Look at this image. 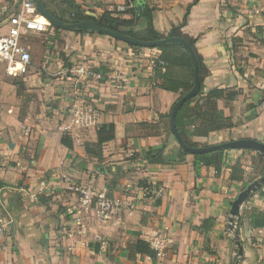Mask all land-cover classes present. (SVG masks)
Listing matches in <instances>:
<instances>
[{"label": "crops", "instance_id": "obj_1", "mask_svg": "<svg viewBox=\"0 0 264 264\" xmlns=\"http://www.w3.org/2000/svg\"><path fill=\"white\" fill-rule=\"evenodd\" d=\"M11 1L0 0V25L18 6V0ZM76 1L95 16L119 4L129 8L127 0ZM144 1L155 8L154 28L166 36L192 0ZM227 6L246 11L231 27L220 18V9ZM113 15L131 17L130 11ZM263 17L264 0H198L192 7L183 32L198 36L195 48L206 68L204 93L212 88L239 93L231 108H223L232 116L231 128L206 137L187 135L189 141L200 146L239 138L264 141ZM67 31L73 40L71 60L87 61L65 67L50 61L35 44L33 56L40 59V70L31 68L20 77L27 93L39 88L38 100L29 98L24 114L14 106L19 99L13 77L1 73L0 63V180L8 184L0 189V220L6 222L0 233V264H232L236 247L228 211L247 183L230 179L228 165L257 152L224 151L226 166L219 174L213 166L196 169L193 156L184 154L168 131V115L180 94L157 86L152 57L159 52L129 47L89 30ZM78 101L94 109L97 122L72 127L67 135L61 129ZM185 120L190 128L199 122L196 116ZM144 121L155 125L156 132L136 127ZM108 123L114 124V138L97 148V128ZM63 136L71 149L61 143ZM158 153L165 162L149 163ZM72 183L91 184L118 199L129 196L132 202L100 219L80 209ZM144 183L150 192L142 198ZM259 189L240 206L236 226L239 222L243 255L238 264H264V227L252 225L254 211L264 216V186ZM81 212L77 221L75 215ZM208 218L214 224L206 230L201 224ZM155 234L166 238L155 257L129 255L128 244Z\"/></svg>", "mask_w": 264, "mask_h": 264}, {"label": "trees", "instance_id": "obj_2", "mask_svg": "<svg viewBox=\"0 0 264 264\" xmlns=\"http://www.w3.org/2000/svg\"><path fill=\"white\" fill-rule=\"evenodd\" d=\"M50 3L56 2V0H48ZM134 0H127L129 8L126 9V12L130 11L131 17L120 18L113 15L112 11L104 10L100 15L95 16L88 13L86 10L82 9L76 0H61L60 4L55 7L54 10H49L46 6L45 0H40L45 9L56 19L65 23H74L82 20H91L96 22L99 26L110 31H116L130 37L142 40V41H151L158 40L164 37H181L184 38L192 46L196 57L199 61V77H200V88L197 94L190 99H188L181 108L176 113V127L183 138L184 142L191 146H199L196 142H191L187 138L189 136H203L206 137L210 132L218 131L221 129H229L233 126L232 116L225 115L223 108H231V103L236 99L239 91L234 88H212L204 93L203 87V76L206 73V68L203 64L202 57L198 54L195 48V42L198 39L197 37L189 36L187 33L183 32V28L186 26L189 20L190 12L192 7L198 2V0H192L185 8V11L182 16V20L173 24L169 29L166 36L162 35L158 30L154 28L153 25V12L154 7L145 5L138 19H135V12L133 8ZM132 4V5H131ZM222 8V7H221ZM220 9V18L227 20V23L231 26H234L238 17L244 15L246 11L241 9H231L229 6ZM39 12V10H37ZM224 11V12H223ZM66 13V14H65ZM62 14H65L62 16ZM143 19L144 24L141 28L134 29L137 21ZM231 19V20H230ZM264 19V17H263ZM247 20H245L246 22ZM264 21V20H263ZM52 28L55 32H59L62 28L57 27L53 24ZM264 26V22H263ZM74 32H85L80 29H73ZM92 34L102 35L104 33H99L96 31H88ZM116 40H119L115 38ZM233 39L231 37L229 41L225 42L224 46L228 47V43L234 46ZM122 41V40H119ZM124 42L129 47H134L137 49H147L151 52L158 51V55L152 57L154 64L156 65V74H157V86L168 91L176 92L183 95L187 92L193 84V62L186 51V49L179 43H165L159 46L154 47H144L137 46L131 43ZM222 102L221 105L219 102ZM194 103L191 105V103ZM196 116L199 120L198 123H195L192 128L189 127L190 123L188 120H185V117ZM169 118V115H168ZM137 127L140 129H146L149 134H153L155 125H152L148 122H140L137 124ZM168 131L171 132L170 126L168 123ZM145 132V134H147ZM114 138V124H100L97 128V142L95 147L99 148L102 143L107 142ZM61 143L68 147L72 148V145L66 140L65 136L61 138ZM177 143V142H176ZM178 144V143H177ZM180 150L185 153L181 147L178 145ZM163 146H160L157 149H154L156 152L161 151ZM87 149V147H86ZM231 150H240L253 152L252 149H231ZM226 150V151H231ZM223 152L222 150L211 151L202 154L192 155L194 158V167L197 169L199 166H213L216 170V173H220L222 166H226L223 161ZM259 155V153H257ZM146 156L149 158L151 156L150 149L146 152ZM254 156V155H253ZM260 156V155H259ZM246 157L241 161L244 162V165L241 161H236L234 164L228 165L230 168V179L243 181L244 180V168L246 166ZM257 176L252 179H246L245 182L249 184L254 181ZM145 185V183H144ZM264 186V185H263ZM147 187V185H145ZM260 190V189H259ZM240 217H238L239 219ZM253 223L252 225L257 227H264V216L260 211H254L252 214ZM214 224L213 218H208L202 221L201 226L206 230L209 229ZM236 229L239 232V222L236 226ZM240 243H242L240 241ZM129 255L133 254L134 256L147 255L149 257H155L156 251L153 250L147 241L138 239L133 243L128 244Z\"/></svg>", "mask_w": 264, "mask_h": 264}, {"label": "built area", "instance_id": "obj_3", "mask_svg": "<svg viewBox=\"0 0 264 264\" xmlns=\"http://www.w3.org/2000/svg\"><path fill=\"white\" fill-rule=\"evenodd\" d=\"M90 1L81 0L82 3ZM127 8V6L119 4L113 7L111 11L116 15L126 12ZM37 10L32 0H20L18 6L7 13L0 25V63L4 65L8 75L20 77L28 74L34 65L33 42L38 40L41 35L46 39L50 31L53 30L51 23ZM77 71L89 75L84 68H78ZM68 114L71 116L70 121L61 129L67 135L72 127L88 128V126L97 122L94 109L83 101L74 102L69 108ZM70 188L77 193V202L80 209H83L84 212H90V214L100 219L118 214L124 206H130L132 202V198L129 196L125 199H118L110 196L106 190L94 187L91 184L72 183ZM38 191H43V187H39ZM149 192L150 190L147 187H143L141 191L142 198L146 197ZM75 216L77 221H81L83 213L81 212ZM5 226L6 222L3 223L0 220V233ZM147 242L153 250L158 251L164 246L166 238L155 234ZM236 261H238V258Z\"/></svg>", "mask_w": 264, "mask_h": 264}, {"label": "water", "instance_id": "obj_4", "mask_svg": "<svg viewBox=\"0 0 264 264\" xmlns=\"http://www.w3.org/2000/svg\"><path fill=\"white\" fill-rule=\"evenodd\" d=\"M39 10L40 14L51 24L60 27L62 29H80L83 31H96L99 33H104L106 35H109L113 38H117L119 40L125 41L127 43H131L133 45L137 46H144V47H154L159 46L165 43H179L182 45L186 51L189 53L192 62H193V84L191 88L185 92L183 95L179 96L177 100L173 103L170 113H169V125L170 130L175 138L178 145L181 147V149L190 155L194 154H202L207 153L211 151H226L231 149H252L259 153V155L264 159V141H260L253 138H239V139H232L228 141H223L220 143L215 144H209V145H203V146H191L184 142L183 138L179 134L177 127H176V113L181 108V106L191 97L195 96L200 88V77H199V61L196 57V54L192 48V46L186 41L184 38L181 37H164L162 39L158 40H151V41H142L133 37H130L128 35L116 32V31H110L107 29L102 28L99 26L96 22L91 20H82L74 23H65L62 21H59L58 19L54 18L43 6V4L40 2V0H32ZM145 7V1L144 0H134L133 1V8L135 12V19H138L140 16L143 8ZM45 78H51V75L47 73H43ZM149 163H164L165 161L162 158L161 153H158L157 155L153 156L148 160ZM79 168H82L81 165H79ZM264 185V171L263 173L254 181L247 184L241 191L236 195L234 200L231 202L230 209L228 211V228L233 233V241L236 247V257L238 258V261L232 264H238L240 258L243 255V247L240 243V237L239 232L236 229V220L239 216V210L240 206L244 203V201L249 197V195L253 192H255L257 189L261 188ZM8 186V184L2 180H0V189Z\"/></svg>", "mask_w": 264, "mask_h": 264}, {"label": "rangeland", "instance_id": "obj_5", "mask_svg": "<svg viewBox=\"0 0 264 264\" xmlns=\"http://www.w3.org/2000/svg\"><path fill=\"white\" fill-rule=\"evenodd\" d=\"M11 2L9 3V5L11 4ZM45 2H46V6L49 10H54L55 7L60 4L61 0H56V2H54V3H50L48 0H45ZM84 3H86V2H84ZM17 4H19V1L17 2ZM65 14H62V16H64V18H65ZM1 17H2V12H0V20H1ZM143 24H144L143 19L138 20L134 29L141 28L143 26ZM69 35L70 34L67 31V29L66 30L61 29V30H59V32H55V30L53 29V33L47 39H43L44 36L41 35V37L38 40L33 42V45L36 44L37 47H40L42 52L45 51V53L48 54V57H50V59H51L50 61L54 60V61L60 62L61 64L65 65V67H67V66L71 67V65H73V66L77 65V64H79V62H82V61L86 62L87 60L84 58H75V60H71L70 56L73 55V48H72L71 43L73 42V40L70 38L71 36H69ZM79 44H81V42H79ZM88 54H89V51L87 50L86 55H88ZM33 63H34V65H33L31 70L32 71L34 70L35 72L38 73L40 70L39 65H38V63H40V59L39 58L37 59V57L35 58L33 56ZM89 69L95 70V68H93L92 66L89 67ZM1 73L6 77H9V78H10V76L13 77L14 84H15V92H16L17 97L19 99L18 102H16L14 104V106L18 107L17 110H18V113L20 115L24 114L26 112V106H27L29 98L30 99L34 98L35 100H38V93L39 92L37 91V89H39V88H35L33 90V92L27 93L25 87L21 88V86H23V83H25L23 81L22 77L8 75L6 72V69L3 67H2ZM38 77L40 78V76H38ZM261 98H262V96H261ZM137 128L140 129L139 127H137ZM245 160H246V163H245L246 166L244 168V180H243V182L241 181L244 185H246V182H245L246 179L247 180L252 179L255 176H257L256 177V179H257L264 171V159L261 156H259V155L249 156V157H246ZM235 220L237 221V219H235ZM230 232H231V235L233 236L232 231H230ZM236 260H237V257H236V254H234L233 263H235Z\"/></svg>", "mask_w": 264, "mask_h": 264}]
</instances>
